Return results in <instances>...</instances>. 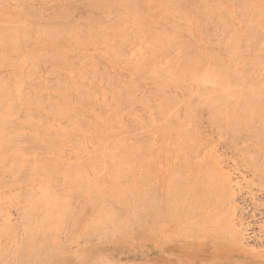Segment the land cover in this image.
<instances>
[{
    "label": "bare ground",
    "instance_id": "obj_1",
    "mask_svg": "<svg viewBox=\"0 0 264 264\" xmlns=\"http://www.w3.org/2000/svg\"><path fill=\"white\" fill-rule=\"evenodd\" d=\"M14 2L19 4L16 0ZM20 4L22 8H16L19 10L15 11L19 14L18 17L13 16L15 13L13 7H7L9 5L5 6L6 8L0 7V71L14 66L18 69L12 77L9 75L10 78L0 73V186L13 185L10 189L17 186H14V177L11 180L10 177L16 173L17 168H20L22 164L20 159L25 156L23 154H31L32 159L36 158V163L43 164L40 168L45 171L44 177L38 172L33 173V177L34 175L39 177H34L39 179L37 181L44 179L41 180L44 185H42L43 192L34 197L53 201L44 203L38 201L31 205L48 207L51 203H56L49 206L51 208L36 209L35 214L39 215L38 211L43 209L45 212L47 209L43 216L50 218L52 208L56 209L57 205L63 208L66 203L67 199H63L65 196L63 192L62 199L55 200L48 192H44L46 188L67 189L69 185L71 188L74 187L73 185H81L84 189L77 190L81 194H84L85 189L87 190L85 193H94L97 201L96 204L91 205L95 206L97 213L94 212L96 215L94 223L90 220V228L97 225V228L105 231L106 226L111 227L112 229L106 228L108 239L120 235L131 225L144 229L149 216L151 219L154 217L156 222L170 219L173 223L171 225L173 235H171L174 238L199 242L204 237L211 241L214 237L218 242L237 246L241 241V230L235 229L233 218L229 217L231 215L228 211H225L227 208L231 209L228 201L232 199L233 194H229L228 187L226 189L224 185L229 184L227 181L230 182V179L224 181L225 174L223 173L222 176L220 167L218 166L220 171L216 168L215 158L214 161L212 160L215 166L208 164L207 158L202 161L203 165H208V172L201 169V179L194 177L196 173L193 174L194 176L187 173L191 170V165L196 163L192 161L193 156H201L203 150L201 146L204 137L199 132V125L205 121L201 119L206 113L203 118H208L206 122L209 121L219 138L222 137L221 143L227 148L230 145L232 147L230 149L239 155L237 157L241 159L239 160L243 162L242 164L250 166L252 170L250 168L249 170L253 171L252 176L257 175L261 180L254 178L256 182H259L261 187L264 184V0H84L79 2V5L75 4L73 10L64 7L58 12L55 9V13L44 16L39 10L37 11L41 16L35 13V9L22 11L26 4ZM229 5L233 6L232 12L238 15L242 29L231 22L229 17L233 13ZM30 14H35V19L39 20L37 25L31 26L28 23L26 16L29 17ZM197 31L203 33L204 38L197 39L195 34ZM82 44L95 47V50L92 49L95 52H97L96 48L102 47L104 51L113 53L125 65V69L124 66L119 67L120 70L121 68L125 70L124 73L117 72L119 69L116 71L115 67L114 72L107 70L98 57H105L104 59L108 61L109 56L102 55V51L98 52L100 54L98 57L95 56L97 53L92 56L93 54L78 48ZM110 63L113 61L111 60ZM47 65L50 67L47 68ZM41 75H45L48 81L55 80L49 86L53 93L49 92L50 94L46 95L48 91L43 90L45 97L41 94V90H48V83ZM52 96L55 100L51 102ZM80 105L90 109L91 115L85 113L88 117H84L83 108L81 110L78 107ZM22 109L25 113L23 115L19 113ZM33 118H36L37 123H32L35 121L32 120ZM124 118H127L128 123ZM55 122L63 124V131H54ZM28 129L32 132H28ZM216 133L215 135L218 136ZM142 136H149V139ZM150 137L166 142L178 137L179 141L176 142L177 139L174 141L178 144L176 153L181 155H175L173 149L170 151L180 158L176 162V174L174 172L176 176L173 175L172 181H167L165 178L162 182L155 181L153 178L159 175L155 172L158 167H154L152 171L146 172L145 176L141 175L137 179L138 184H134L133 181H129L130 171L125 172L127 178L123 175L124 169L136 168L139 172L140 168L146 167L147 170L153 165L156 166V163L150 159L156 155H153V152L160 147L158 145L155 150L153 149L154 151L151 150V142L148 143ZM88 143L95 149L93 153L89 152L92 155V158H89L91 160H82L78 155L79 159L74 164L61 161L62 156H59L65 152L62 151L63 145L69 144L73 150L78 149L79 153L81 151L86 156L87 153L83 151L88 148V146L86 148ZM255 144H261L260 147L263 148L259 147V150ZM165 147L161 145L160 150L165 151ZM206 151L204 157L211 152L208 150L209 153L206 154ZM234 152L231 154L232 157ZM191 157L192 160L188 159ZM142 159L146 162L138 164ZM23 160L25 162L24 158ZM159 160L163 162L162 158ZM162 162H159L161 167ZM203 165L201 168H204ZM39 166L36 168L43 172ZM196 167L195 170L192 167L193 172L196 171ZM27 170L21 171L22 174L31 171ZM85 170L89 172L86 173ZM133 170V175L138 173ZM182 171H185L184 175H189V178L185 179L184 175L182 177ZM118 172L123 173L121 175L124 177V183L127 180L126 185L121 184L119 189L113 185L116 183L114 181ZM57 173L64 176L61 182L54 177ZM89 173L91 177L88 176ZM5 174L11 176L4 177ZM22 174L21 178L28 177ZM219 174L224 179L220 180L221 183L216 179ZM121 175H119L120 179ZM15 177L21 180L18 175ZM225 177L228 178L226 175ZM27 179L24 182H27ZM33 182L27 188L29 196L27 195L26 198H33V193L30 192L32 186H36L39 190L42 187L37 186L35 184L37 182L33 185ZM262 188L264 190V187ZM5 189L3 188V191ZM27 189L25 187V191ZM66 194L71 195L69 192ZM75 195L72 199L76 197ZM10 201V204L13 203L12 200ZM68 210L66 212L65 208L62 211L67 214ZM223 212L226 215L228 213L229 216H223ZM6 218L4 220L7 221ZM44 221L41 220L38 224L45 225L50 222V220L47 223ZM151 221L149 222L152 223ZM34 223L38 225L37 222ZM9 224L10 222L0 225V264H34V262L38 264L40 261L39 264H46L48 262L46 253L49 250L46 252L45 247L40 246V241H45L46 244L48 239L43 240L42 232L38 237L40 226L36 227L33 223L31 226H34V229L27 226L30 230L28 229V232L25 230L27 236L21 241V238H18L19 240L16 238V229ZM64 224L67 226L66 223ZM71 226L73 228V225ZM153 226L159 228L155 223ZM162 226L160 227L163 228ZM115 230L122 232L114 235ZM111 231L112 237L108 233ZM126 231L128 232L129 229ZM154 232L152 230V233ZM128 237L127 240L133 241L130 240L132 236L129 237L130 239ZM160 237L163 238V235ZM6 240L9 246L2 243ZM122 242L126 243V239ZM58 244L56 246L60 245ZM84 244L80 246L83 247ZM22 246L24 249H21ZM43 252H46V255ZM68 252L70 253V250ZM66 254L65 252L64 255ZM58 257L62 259V256L58 255ZM48 258L51 259L50 256Z\"/></svg>",
    "mask_w": 264,
    "mask_h": 264
},
{
    "label": "rangeland",
    "instance_id": "obj_2",
    "mask_svg": "<svg viewBox=\"0 0 264 264\" xmlns=\"http://www.w3.org/2000/svg\"><path fill=\"white\" fill-rule=\"evenodd\" d=\"M1 2H0V7H2V8H6L5 6H7V5H9V6H7V7H9V8H11V7H13L15 10H13L14 12L15 11H18L19 9H16V8H22V5L20 4V3H23V4H26V7H23V9H22V11H26V10H31V9H35L36 10V12L35 13H39V15H40V12L39 11H41V13H42V16H44V15H48V14H52V13H55V9H56V12H58L59 10H61V9H63L64 7H65V9H69L70 10V8H71V10H73L76 6H75V4H78L79 5V2H83L84 0H16V2H19V4H16L15 2H14V0H9V1H5V0H0ZM56 1V2H55ZM58 1V2H57ZM29 2V3H28ZM65 2V3H64ZM71 2V3H70ZM2 3H4V4H2ZM7 5H6V4ZM230 4H232V3H230ZM16 5H21V6H16ZM233 5V4H232ZM232 5H229L230 6V10H231V13H233L229 18H230V20H231V22L233 23V24H235V25H237V27L239 26V28L240 29H242V27L240 26L241 25V22L239 21V19L237 18V16L238 15H235L234 13L235 12H232L233 10V6ZM33 6V7H32ZM37 10H39V11H37ZM47 12V13H46ZM17 12H15L14 13V15L13 16H16V17H18L19 16V14L17 13ZM22 14H24V13H22ZM21 14V15H22ZM35 14H30L29 15V17L28 16H26V18L28 19L27 21H28V23L29 24H31V26H35V25H37L38 23V19H35ZM41 16V15H40ZM38 20V21H37ZM238 20V21H237ZM197 36H196V38L197 39H199V40H201L200 38H204V34L202 35L199 31H197L196 33H195ZM201 35V36H200ZM58 43V42H57ZM87 47V48H86ZM79 49H81V50H83L84 52H88L89 54H93L92 56H94V54H96L95 56H97L98 57V55H100L99 53H100V51H102L103 53H102V55L103 54H106V57L107 56H109V57H107L108 59H110V60H108L107 61V59H104L102 56H100V57H98V58H100L99 59V61H100V63L102 64V66L103 67H105L107 70H109V71H112V72H114L115 70L117 71V69H119L117 72H122V73H124V69H125V65L123 64V63H121V60H118L115 56H114V54L113 53H111L110 54V52L108 53V51H104V49H102V47H99L100 48V50H99V48H96L97 49V52H95V51H93V50H95V47H89V45H86L85 46V44H82L81 46H79L78 47ZM90 49V50H89ZM93 49V50H92ZM91 50H92V52H91ZM99 52V53H98ZM104 52H106V53H104ZM87 53V54H88ZM115 57V58H114ZM102 58V59H101ZM111 60L113 61V63H110L111 62ZM110 61V62H109ZM106 62H108V63H106ZM118 63V64H117ZM109 64V65H108ZM110 66V67H109ZM122 66H124V69H122L123 67ZM50 67V65H47V68H49ZM115 67V68H114ZM119 67H122L121 68V70H120V68ZM111 68V69H110ZM115 70H114V69ZM45 69V68H44ZM10 70H12V71H10ZM17 68H16V66H14V67H7V68H3L1 71H0V73H1V75H3L2 73H4V75L3 76H5V77H9V75L12 77L14 74H16V72H17ZM114 70V71H113ZM124 70V71H123ZM10 71V72H9ZM12 72H14V73H12ZM42 73H43V69H42ZM41 73V74H42ZM66 73V72H65ZM128 74V73H127ZM8 75V76H7ZM41 76H44L45 77V75H41ZM10 78V77H9ZM47 77H45V80H47L46 82L48 83L47 84V87H48V90H46V89H42L41 91V94L43 95V90H44V92H46V91H48L47 93H45L46 95L47 94H50V93H53V91L51 90V89H49V86L55 81L54 79H52L51 77H49L50 79H52L51 81H48V79H46ZM55 78V77H54ZM49 79V80H50ZM54 80V81H53ZM50 83V84H49ZM51 90V91H50ZM50 92V93H49ZM171 92V91H170ZM44 94V95H45ZM43 95V96H44ZM45 97V96H44ZM51 98V97H50ZM54 97L52 96V98L51 99H53ZM98 98V97H97ZM50 99V101L52 102V101H54L55 100V98L53 99V100H51ZM79 107V109H81L82 110V108H83V110H82V113L84 114L83 116L85 117H88L89 116V114L91 115V112H89V110L90 109H86V107H84V106H82V105H80V106H78ZM86 110V111H85ZM20 112V114H25L24 113V109H22V110H19ZM88 115H86V114ZM202 115H203V113H201ZM201 115V116H202ZM207 114L206 113H204V115L203 116H206ZM201 116H200V119H201ZM203 116H202V119L201 120H205V121H200L201 122V124L199 125V132L201 133V135L206 139H202V137H201V139L203 140V142H202V145L203 146H201V153H200V155L201 156H198V157H195V155L193 156V157H191V158H188V159H190V160H192V158H193V160L192 161H194V162H196V163H194L193 165H191L193 168H194V170H195V167H196V165H197V167H196V171H194L193 172V169H192V167H191V170H188V173H187V170H185L186 171V173L187 174H190V176H191V174H192V176H194L193 174L194 173H196V175L194 176L195 178H199V179H201L200 178V171H201V169L204 171V172H208V170H207V166L206 165H203V162L202 161H204V159L205 158H207L208 160H206V162L208 161V164H213L212 162L214 161L213 159L215 158V165H216V168H218V171H220V169H221V171H220V173L222 174V176H223V173L228 177L227 179H226V177H225V175H224V178H225V180L224 179H222V176H220L221 174H219L218 176L219 177H216V179H218L219 181V183H221L220 182V180H224V181H227L228 179H230V182H229V180L227 181L229 184H230V186H228L229 184H224L225 185V187H226V189H227V187H228V192H229V194H233V196H232V199H229L230 201H228V203H229V208H231V209H226L225 211H228L229 212V215H231V216H229L228 215V213H227V215L229 216V217H231V218H233L232 219V223H235L234 224V227L236 226V228L235 229H238V231L239 230H241L240 231V233H242V235H241V241H240V243H238L237 244V246H233V245H227L225 242V244L223 243V242H218L214 237H212L213 239H212V241H214V242H212L210 239L208 240V238H206V237H204L203 238V240L202 241H199V242H197V241H195V240H192V239H177V238H174L172 235H173V228H171L172 226V221L170 222V219H167L166 221H163L162 222V220H160V222L158 221V222H156L153 218L154 217H152V219L154 220L153 222L151 221L152 219H151V217H149L148 216V218L147 219H149V221H151L152 223H150L147 219H146V224H147V226L145 225L143 228L144 229H141L142 227H136L135 225H131V226H129L127 229H125L122 233H124V235L121 233V232H119V231H117L118 233H121L120 235H121V237H120V235L119 234H117V235H119V236H114V237H112V235L111 234H113L112 233V231L111 232H108L110 235V237H112V238H110V239H108L107 238V229L106 228H108V226H106V224H105V226H106V228H104V226H103V228L105 229V231L103 230V229H99V228H97L96 226L94 227L93 225V227L92 228H90L91 227V224H90V220H92L91 222L92 223H94V220H96L95 219V217H96V213H97V210H96V208H95V206L93 207V206H91L92 204H96V199H95V194L94 193H92V194H89V193H85V192H87V190L85 189L84 191H82V193L84 192V194H81V188H82V186L80 185H73L74 187L73 188H71L70 186L71 185H69V186H67L66 188L67 189H64V187L62 188V187H52V189L51 188H46L47 190H44V192L46 191V192H48V194H50L55 200H59V199H62V197L64 196V194H65V196L67 197V195H69V194H66V193H72L71 191H73V193L71 194V195H69V197H67V198H65V196L63 197V199H67V200H65L66 201V203H65V205H64V207L66 208V212H67V209H69L68 210V213L66 214L65 213V211L63 212L62 210L63 209H65L64 207L62 208V206H60V205H57V208L56 209H53L52 208V214L50 215V218H52V219H50V218H47V217H45L44 218V216H43V214L44 213H46L47 212V209H46V211L44 212L43 211V209L42 210H40V211H38L39 212V215H38V213L37 214H35V211H36V209H41V208H51V207H49V206H52L53 204L54 205H56V203H51L50 205H48V207H40L41 205H37V204H32L31 205V203H37L38 201L40 202V203H44V202H53V201H46L47 200V198H44V200H42V199H36L34 196H38V195H40L42 192H43V182L41 181H37V180H39V179H35V178H37V177H35L36 175H34V177H33V173H35V172H38V174H41V175H39V176H41V177H44L45 176V171L44 170H42L41 168H42V166H43V164L41 163V162H39V163H36L35 162V159L36 158H34V159H32L33 158V155H29V154H23V158L25 159V162H24V160H23V158L22 159H20L21 160V162H22V164H21V166H20V168H24V169H20V168H17L16 169V173L15 174H13L11 177L9 176V174H5L4 175V177L6 176V177H10V180L13 178L14 180H15V184H14V186L15 185H17V186H15V187H13V189H10V187L11 186H13V185H11V186H8L9 187V189H7L8 187H2V186H0V225H3V223H7L8 224V222H10V224L9 225H11V227H14L16 230H15V233L17 234L16 235V238L18 239H20L21 238V241H23L24 239H25V237L27 236L26 235V231L29 229V228H33L34 226H31L32 224L31 223H33V225L35 224V226H36V223H34V221L35 222H37V224L42 220V221H46V223L48 222V220H50V222H48L47 224H45L44 222H42V223H44L45 225H42V224H38L37 226L39 227L40 226V230H39V234H38V237L40 236V235H42V233H43V240H46V239H48L47 241L48 242H46V244H44L45 243V241L43 242V241H40L41 243L43 242V244H41L40 243V246L42 247V248H44L45 247V249L47 250L46 252H48V250H49V252L48 253H44L43 252V254H45L46 256H47V263L46 264H264V190H263V188L262 187H264V184H263V186L261 187L260 186V184H258L257 182H256V180L254 179V178H256L257 180H259V181H261L260 179H259V177L257 176H252L253 174V171H250L249 170V168H250V166L248 165V164H245L246 166H248V168L246 167V166H244V164H242L243 162H241L240 160V158H238L237 156H239L238 154H236L235 152H234V150H233V152H234V155H233V157L231 156V154H233V152H232V150L230 149V148H232L230 145H229V148H227L226 147V145H224V143H221V142H223V141H220V140H223V139H221V138H219L220 136L214 131V129H212V127H211V125L208 123V122H206L207 120H208V118H206L205 117V119L203 118ZM125 117V116H124ZM127 119V118H126ZM125 118H124V121L126 120ZM207 119V120H206ZM32 120H35V121H33L32 123L33 124H35V123H37L36 122V118H33ZM127 121V122H126ZM125 122L126 123H128V120H126ZM56 123V124H55ZM54 124L56 125H54L53 124V126L56 128V129H58V131L53 127V130L55 131V132H61V131H63L62 129V126H63V124L61 125V123L60 122H55ZM60 123V124H59ZM62 123H64V121L62 122ZM66 125V124H65ZM65 125H64V127H65ZM207 125V126H206ZM209 125V126H208ZM209 130H208V129ZM202 129H203V131H202ZM31 129H28L27 131L28 132H32V130L30 131ZM84 130V129H83ZM218 135V136H216L215 135V133ZM212 133H214V134H212ZM206 134V135H205ZM213 135V136H212ZM216 136V138H215V136ZM146 137V136H145ZM145 137H143L142 136V138H145ZM149 139V136H147L145 139ZM178 138V137H177ZM177 138H175V139H177ZM145 139H143L144 141H145ZM175 139H172L171 141L169 140V141H167L168 142V144H167V142L166 141H158V139H154L153 137H150V140H148V143L149 142H151L150 143V145L152 146L151 147V150H155L157 147L156 146H158L159 145V147H160V149H162L161 148V145L163 146L164 145V147H165V145H166V147L169 149V150H167V148L165 147L164 149H165V151L163 150V152H162V150H160V149H157V151L155 150V152H153V155L154 154H156V155H154L153 156V158H157L158 160L159 159H161L162 158V160H163V162L161 161V160H154L153 158L152 159H150V160H152V161H154V163H156V166L155 165H153L151 168H149V169H147L146 170V167H143V168H140L139 169V172L137 171V169L136 168H133V169H135V172H138V173H134V175H133V172H134V170L133 169H124V171H123V173L121 172V174H123L124 176H125V172L126 173H128L129 171V173H130V175L131 176H128L129 177V181L131 182V181H133L134 182V184H138V183H136L137 182V179L142 175V176H145V173L146 172H149V171H152V169L154 168V167H158L157 168V170L155 169V172H156V175H159V177L158 176H156V177H154L153 179L155 180V181H158V182H162L163 180H164V178H165V180H170V181H172V179H173V175H175L176 174V162H177V160H179L180 158L179 157H176L175 155H179L178 153H176L177 151H178V144L176 143V142H178L179 140L177 139V140H175ZM176 142H175V141ZM209 140V141H208ZM212 140V141H211ZM207 141V143H204V142H206ZM219 143H217V142ZM145 142H147V141H145ZM157 142V143H156ZM158 142H159V144H158ZM162 142V143H161ZM214 144H213V143ZM157 145H156V144ZM212 143V144H211ZM171 144V145H170ZM250 144V143H249ZM90 145V146H89ZM91 145L92 144H90V143H88L87 145H86V148H87V146H88V148L87 149H84V151L83 152H86L87 154H86V156H85V153H81V151H80V153H79V151H78V149H72V147L71 146H69V144H65V145H63V147H62V151H65V152H63V153H61V155L59 156V157H61V161H63V162H66V161H68V162H66V163H71V164H74V162L76 163L77 161H78V159L79 158H82V160H91V159H89V158H92V155H90V153H93V151L95 150L94 148H93V146L91 147ZM154 145H155V147H154ZM169 145V146H168ZM175 147H174V146ZM207 145V146H206ZM211 145V146H210ZM213 145H215V146H213ZM225 146V148H224V146ZM251 145V144H250ZM260 145L261 144H255V147L256 148H258L259 149V147H260ZM65 146V147H64ZM173 148H172V147ZM177 146V147H176ZM228 146V145H227ZM68 147V148H67ZM71 147V148H70ZM89 147H91V148H89ZM96 147V146H95ZM158 147V148H159ZM171 147V148H170ZM205 147V148H204ZM208 147V148H207ZM262 147V146H261ZM260 147V148H261ZM63 148H65V149H63ZM177 148V149H176ZM211 148H213L212 150H214V152H215V154H214V152H212V150H211ZM263 148V147H262ZM71 149L73 150V151H71ZM173 149V150H172ZM226 149V150H225ZM230 149V150H229ZM153 150V151H154ZM172 150V152L175 154H172L170 151ZM176 150V151H175ZM209 150V151H211L210 153L209 152H207V151ZM229 150V151H228ZM260 150V149H259ZM75 151V152H74ZM91 151V152H90ZM160 151V152H159ZM205 151H206V154L207 153H209V155L207 156V157H204L203 155L205 154ZM231 151V152H230ZM70 152V153H69ZM73 152V153H72ZM90 152V153H89ZM164 152H165V154H164ZM202 152H203V154H202ZM261 152V151H260ZM75 153V154H74ZM77 153V154H76ZM158 153V154H157ZM170 155V153H171V157H169V155ZM63 154V155H62ZM75 155H76V158H75ZM80 157H79V156ZM87 155H88V157H87ZM159 155V156H158ZM163 157H162V156ZM172 155H174L175 156V158H174V156L172 157ZM181 155V154H180ZM179 155V156H180ZM217 155V156H216ZM67 156V157H66ZM91 156V157H90ZM212 156H214L212 159H211V157ZM219 156V157H218ZM229 156V157H228ZM236 156V157H235ZM32 157V158H31ZM79 157V158H78ZM160 157V158H159ZM167 157H169V158H167ZM218 157V158H217ZM240 157H242V156H240ZM86 158V159H85ZM166 158V159H165ZM177 158V159H176ZM217 158V159H216ZM223 158V159H222ZM228 158H230V159H228ZM232 158H233V160H232ZM30 159H32V160H30ZM176 159V160H175ZM200 159V160H199ZM201 159H203V160H201ZM221 159V160H220ZM224 159H226V160H224ZM227 159H228V161H227ZM235 159V160H234ZM240 159V160H239ZM28 160V161H27ZM71 160V161H70ZM105 160V159H104ZM169 160H171V161H169ZM175 160V161H174ZM186 160H187V158H186ZM185 160V161H186ZM213 160V161H212ZM232 162H231V161ZM242 160L244 161L245 159H243L242 158ZM142 162H140L139 161V163L138 164H142V163H144V162H146V160H144V159H142L141 160ZM155 161H157V162H155ZM174 161V162H173ZM221 161V162H220ZM238 161V162H237ZM27 162V163H26ZM30 162H31V164H32V162H33V164L31 165L30 164ZM162 162V167L164 168H162L161 167V164L160 163ZM165 162V163H164ZM169 162H173L172 164H173V167H172V164H170ZM186 162H188V160L186 161ZM198 162V163H197ZM223 162V163H222ZM231 162V163H230ZM235 163V165H233L234 163ZM239 162H241V163H239ZM29 163V164H28ZM167 163V164H166ZM219 163V164H218ZM230 163V164H229ZM238 163V164H237ZM244 163H246L245 161H244ZM39 164L41 165V166H39ZM137 164V165H138ZM187 164V163H186ZM185 164V165H186ZM204 166V168H201L202 167V165ZM204 164H206V163H204ZM39 166V168L44 172H40V171H38V169L36 168L37 166ZM194 165H195V167H194ZM214 165V164H213ZM214 165V166H215ZM232 165V166H231ZM237 165H238V167H237ZM241 165V166H240ZM28 167V170H31L32 168L34 169H32L31 171H28L27 170V167ZM35 166V167H34ZM148 166H150V165H148ZM166 166V167H165ZM169 166H171V167H169ZM220 167V169H219V167ZM222 166V167H221ZM32 167V168H31ZM168 168H169V170H168ZM39 169V170H40ZM145 169V170H144ZM158 169H161V170H158ZM162 169H163V171H162ZM166 169V170H165ZM179 169V168H178ZM177 169V170H178ZM213 169H215V168H213ZM251 169V168H250ZM28 171V172H25L24 174H22V172L23 171ZM210 170V169H209ZM234 170V171H233ZM252 170V169H251ZM22 171V172H21ZM122 171V170H121ZM159 171V172H158ZM166 171H168V173H166ZM171 171H172V173H171ZM185 171L182 173V177H183V175H184V173H185ZM191 171V172H190ZM197 171H199V172H197ZM19 172H21V173H19ZM32 172V173H31ZM74 172V171H73ZM85 172H86V170H85ZM87 172H89V171H87ZM86 172V173H87ZM120 172V171H119ZM119 172H118V176H117V178H116V180L114 181V183L115 184H113L115 187H117V189H119V186L122 184V186H124V184L126 185V182H127V180H126V182L124 183V181H123V175H121V174H119ZM154 172V171H153ZM154 172V173H155ZM174 172H175V174H174ZM190 172V173H189ZM193 172V173H192ZM252 172V173H251ZM144 173V174H143ZM159 173H161V174H159ZM180 173V172H179ZM180 173V174H181ZM202 173V172H201ZM21 174L22 175H27L28 177H25V179H27V182L26 183H28V184H26L25 182H24V178H21L22 176H21ZM30 174V175H29ZM36 174V173H35ZM37 174V175H38ZM90 174L91 173H89V177H91L90 176ZM137 174V175H136ZM150 174H152V173H150ZM184 175V176H186L185 177V179L186 178H189V175ZM199 174V175H198ZM216 174H218V173H216ZM16 175H18L19 177H20V179L21 180H18V179H16ZM108 175V174H107ZM117 175V174H116ZM119 175H121L120 177H122L121 179L119 178ZM127 175V174H126ZM129 175V174H128ZM164 175V176H163ZM171 175V176H170ZM251 175V176H250ZM152 177L154 176V175H151ZM161 176H163V177H161ZM176 176V175H175ZM199 176V177H198ZM40 177V178H41ZM54 177L56 178V180L58 181V182H61L62 180H63V178H64V176L63 175H60L59 173H57L56 175H54ZM126 178H127V176H125ZM166 177L168 178V179H166ZM171 177V178H170ZM34 178V179H33ZM39 178V177H38ZM125 178V179H126ZM161 178V179H160ZM120 179V180H119ZM124 179V180H125ZM133 179V180H132ZM152 179V181H154ZM253 179V180H252ZM44 180V179H43ZM249 180H251V181H249ZM18 181V182H17ZM32 181H34L33 182V185H34V183L35 182H37V183H35L37 186L39 185V187L40 186H42V187H40L41 189V191L39 190V188H37L36 186H32L31 188H33V189H31L30 188V192H32L33 193V198L32 199H29V198H26L27 197V195L29 194L28 192H29V190L27 189V188H29L31 185H32ZM252 181H253V183H252ZM16 182H17V184H16ZM23 182H24V184H23ZM237 182V183H236ZM247 182H251L250 184L249 183H247ZM256 182V183H255ZM224 183V182H223ZM226 183V182H225ZM18 184L20 185V186H18ZM30 184V185H29ZM247 184V185H246ZM253 184H255V185H253ZM260 186H258V185ZM261 184H262V182H261ZM23 185V186H22ZM252 186V187H250V186ZM29 186V187H28ZM57 186V185H56ZM60 186V185H59ZM61 186H63V185H61ZM236 186V187H235ZM239 186V187H238ZM2 187V188H1ZM20 187H21V190H20ZM25 187H26V189L28 190H26L25 191ZM77 187V188H76ZM121 187V186H120ZM229 187H230V189H229ZM233 187V188H232ZM3 188H6L4 191H3ZM12 188V187H11ZM15 188V189H14ZM17 188V189H16ZM23 188V189H22ZM260 188H262V190L260 189ZM77 189H79V190H77ZM82 189H84V188H82ZM7 190H9V191H7ZM22 190H24V191H22ZM54 190V191H53ZM233 190V191H232ZM40 191V192H39ZM6 192H7V194L9 193V195H7L6 194ZM18 192V193H17ZM19 192H27L26 194L24 193H19ZM64 194H63V193ZM74 192H77V193H74ZM232 192H234V193H232ZM5 193V194H4ZM38 193V194H37ZM52 193V194H51ZM76 194V195H75ZM78 194V195H77ZM234 194H236L235 196H234ZM73 195H75L76 197L75 198H73L72 199V197H74ZM80 195V197H77V196H79ZM4 196H9V197H4ZM17 196V197H16ZM29 196V195H28ZM19 197V198H18ZM51 197V198H52ZM85 197V198H84ZM229 197H231V196H229ZM17 198V199H16ZM68 198H70V199H68ZM86 198H87V200H86ZM88 198H90V199H88ZM25 200L24 202H23V200ZM95 199V200H94ZM7 200V201H6ZM10 200H12L13 201V203H11V204H13V205H11L10 204ZM22 200V201H21ZM28 201V202H27ZM30 201V202H29ZM233 201V202H232ZM14 202H16L15 204H14ZM3 203V204H2ZM21 203H23V204H21ZM88 203V204H87ZM231 203V204H230ZM26 204H28V205H26ZM30 204V205H29ZM11 205V206H10ZM42 205H44V204H42ZM27 206V207H26ZM38 206V207H37ZM89 206H91V207H89ZM53 207H56V206H53ZM92 207H93V209H92ZM224 207V206H223ZM225 207H227V206H225ZM29 208V209H28ZM31 208V209H30ZM81 208V210H79ZM4 209H6V210H4ZM95 209V210H94ZM234 209V210H233ZM18 210L20 211L19 213H18ZM34 210V211H33ZM61 210V211H60ZM79 210V211H78ZM232 210V211H231ZM60 211V212H59ZM89 211V212H88ZM91 211V212H90ZM96 211V212H95ZM23 212H25V213H23ZM27 212V213H26ZM30 212H32V213H30ZM79 212H81V213H79ZM94 212H95V214H94ZM21 213H23L24 214V216H23V214H21ZM28 213H30V214H28ZM41 213V214H40ZM71 213V214H70ZM36 216H35V215ZM77 214V215H76ZM79 214H81V215H79ZM25 215H28V216H25ZM30 215V216H29ZM48 215V214H47ZM79 215V217H76V216H78ZM92 215V216H91ZM226 214L223 212V216H225ZM226 215V216H227ZM7 218H6V217ZM52 216V217H51ZM94 216V217H93ZM227 216V217H228ZM30 218V219H25V218ZM36 217V218H35ZM38 217H41V218H38ZM44 218V220H43V218ZM145 217H147V215L145 216ZM3 218V219H2ZM7 219V221L6 220H4V219ZM38 218V219H37ZM48 220H47V219ZM230 218V219H231ZM236 218V219H235ZM21 219V220H20ZM32 219V220H31ZM34 219H36V220H34ZM155 219H156V217H155ZM24 222H23V221ZM27 220V222H29V221H31V222H29V224L27 225V222H25ZM157 220V219H156ZM234 220V221H233ZM237 221V222H236ZM74 224H73V223ZM89 222V223H88ZM150 224H149V223ZM168 222V223H167ZM52 223H54V224H52ZM64 223H66L67 224V226H65V224ZM88 223V224H87ZM154 223H155V225H157V226H159V228L158 227H156V228H154ZM156 223H158V224H156ZM48 224H49V228L47 229V226H48ZM52 224V225H51ZM70 224V225H69ZM148 224H149V226H148ZM160 224V225H159ZM163 226H162V225ZM42 225V226H41ZM68 225H69V228H68ZM71 225H73V228H72V226ZM165 225V226H164ZM170 227H169V226ZM29 228H28V227ZM31 226V227H30ZM36 226V227H37ZM53 226V227H52ZM76 226V227H75ZM86 226H89L88 228L86 227ZM99 226V225H98ZM160 226H162L163 228H161ZM168 226V227H167ZM45 227H46V229H45ZM146 227V228H145ZM148 227V228H147ZM167 227V228H166ZM35 228V227H34ZM33 228V229H34ZM53 228H55V229H53ZM71 228V229H70ZM165 228V229H164ZM44 229V230H43ZM108 229H112L111 227H109ZM129 229V231L127 232L126 230H128ZM138 229H140L141 231L143 230L144 231V233L145 234H143V231L141 232V231H139ZM147 231H146V230ZM150 231H149V230ZM155 229H158V231L160 232V234H159V232L158 231H155ZM160 229H161V231H160ZM170 229V230H169ZM230 230H231V226H230V228H229ZM26 230V231H25ZM30 230V229H29ZM28 230V231H29ZM114 230V229H113ZM152 230H153V232L154 233H152ZM167 230H169V231H167ZM27 231V232H28ZM127 233H126V232ZM171 231V232H170ZM42 232V233H41ZM95 232V233H94ZM114 232V235L117 233L116 232V230L115 231H113ZM148 232H150V233H148ZM157 232V233H156ZM169 232H170V234H169ZM51 233H53V235L51 234ZM61 234V235H59V234ZM129 233V234H128ZM141 233H142V235H141ZM167 233V234H166ZM19 234H20V236L21 237H19ZM49 235V236H47V235ZM107 234V235H106ZM128 235L129 237H131L132 239H130L128 236V239H130V240H133V241H129V240H127V237L125 236V235ZM157 234V235H156ZM165 234L167 235V237L165 236ZM172 234V235H171ZM156 235V236H155ZM161 235H163V238L162 237H160ZM170 235H171V237H172V239L170 238ZM11 236V235H10ZM35 236H36V234H35ZM47 236V237H46ZM123 236H125V238H122ZM158 236V237H157ZM53 237H55V238H53ZM115 237L117 238V239H115ZM151 237V238H150ZM8 238V237H7ZM7 238H5V239H7ZM46 238V239H45ZM53 238V239H52ZM65 238V239H64ZM96 238V239H95ZM101 240H100V239ZM168 238V239H167ZM174 238V239H173ZM18 239V240H19ZM57 239V240H56ZM106 241H105V240ZM121 239V240H120ZM124 239V240H123ZM125 239H126V243H123L122 241H125ZM164 239H165V241H164ZM167 239V240H166ZM207 239V240H206ZM3 240H4V238H3ZM2 240V241H3ZM7 240H9V239H7ZM4 241V242H2V243H6L5 245H7V246H9L10 244H9V242L8 241ZM68 240V241H67ZM108 240H111V242H108ZM115 240V242H113ZM162 242H161V241ZM206 240V241H205ZM58 241V242H57ZM84 241V242H83ZM90 241V242H89ZM117 241V242H116ZM56 242V243H55ZM89 242V243H88ZM131 242H132V244H131ZM53 243H55V245L53 244ZM57 243H59L58 245L59 246H56V244ZM70 243H71V245H70ZM85 243V244H84ZM112 243V244H111ZM168 243V244H167ZM39 244V242L37 243V245ZM53 244V245H52ZM84 244V246L83 247H81L82 245ZM35 245V244H34ZM33 245V246H34ZM81 245V246H80ZM88 245V246H87ZM131 245V246H130ZM132 245H133V247H132ZM44 246V247H43ZM52 246V247H51ZM20 247V246H19ZM56 247V248H55ZM64 247H65V249L66 250H64ZM78 247V248H77ZM34 248V247H33ZM41 248V249H42ZM55 248V249H54ZM68 248V249H67ZM82 248H83V250H82ZM21 249H24V247L22 246L21 247ZM55 250V251H53V250ZM57 249V250H56ZM73 249V250H72ZM44 250V249H43ZM70 250V253L68 252V251ZM76 250V251H75ZM45 251V250H44ZM50 251H51V253H50ZM41 252H42V250H41ZM65 252L67 253L66 255H64L65 254ZM69 253V254H68ZM48 254H50L49 256H50V260H52V262L49 260V256H48ZM61 257L62 256V259L60 258L59 259V257H58V255ZM63 254V255H62ZM44 255V256H45ZM52 256V257H51ZM59 259V260H58ZM55 260H57V261H55ZM49 261H50V263H49ZM61 261V262H60ZM59 262V263H58ZM39 263H41V261L39 262ZM38 263V264H39ZM44 263V262H43ZM34 264H37V263H35L34 262Z\"/></svg>",
    "mask_w": 264,
    "mask_h": 264
}]
</instances>
